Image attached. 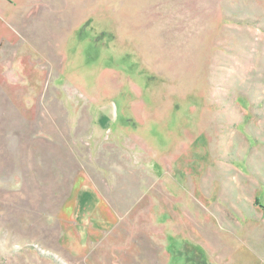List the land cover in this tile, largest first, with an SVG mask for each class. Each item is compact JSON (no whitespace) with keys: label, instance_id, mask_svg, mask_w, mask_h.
Here are the masks:
<instances>
[{"label":"rangeland","instance_id":"rangeland-1","mask_svg":"<svg viewBox=\"0 0 264 264\" xmlns=\"http://www.w3.org/2000/svg\"><path fill=\"white\" fill-rule=\"evenodd\" d=\"M3 80L0 264H264V0H0Z\"/></svg>","mask_w":264,"mask_h":264},{"label":"crops","instance_id":"crops-1","mask_svg":"<svg viewBox=\"0 0 264 264\" xmlns=\"http://www.w3.org/2000/svg\"><path fill=\"white\" fill-rule=\"evenodd\" d=\"M10 35H11V36H9L10 42H8L7 45L8 44L14 45L15 42H17V39H15V36L13 37V34L10 33ZM11 37L14 39L12 40ZM21 40H24V39L21 38L20 42H21ZM26 42L28 45L31 44L28 40ZM17 87L18 86L15 87L13 85L9 86L8 83L6 85L5 80H3L2 83H0V102L2 101V104H0V123H2V124H3L4 118L7 117L5 115L9 114L8 116H11V115L13 116L14 113L19 114L20 109H22V110L26 109L27 106L30 104V102H33V99H35V91H36L35 88H31L30 85H28V86L23 85V86H21L22 91H19V90H17L18 89ZM3 93L6 94L5 99L4 98L1 99V94H3ZM20 95L24 96V98L22 99L23 101L19 100ZM30 100H32V101H30ZM34 102H35V100H34ZM34 107H35V105H34ZM9 124H12V122H9Z\"/></svg>","mask_w":264,"mask_h":264}]
</instances>
